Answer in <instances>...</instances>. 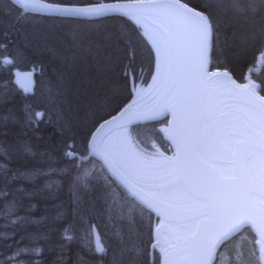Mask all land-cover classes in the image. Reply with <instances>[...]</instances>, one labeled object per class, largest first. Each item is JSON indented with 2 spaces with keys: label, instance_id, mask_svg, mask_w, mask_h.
<instances>
[{
  "label": "trees",
  "instance_id": "obj_1",
  "mask_svg": "<svg viewBox=\"0 0 264 264\" xmlns=\"http://www.w3.org/2000/svg\"><path fill=\"white\" fill-rule=\"evenodd\" d=\"M181 1L206 12L211 26L210 68H225L242 81L255 55L264 48V4L258 3L255 12L241 15L228 3L216 0ZM5 56L11 57V64ZM15 64L34 69L33 94H25L14 84L11 69ZM152 66L147 35L125 16L84 20L22 14L10 1L0 0V264H111L104 252H95L93 247L91 251L76 239L80 230L88 231L92 225L99 233L104 229L115 238V252L122 248L129 251L124 264H158L156 249L151 261L148 255L155 218L149 214L145 227L146 222L132 217L121 203L125 193L97 162L92 161L95 165L88 170L84 167L87 161L77 166L74 158L65 154L66 149H72L66 146L70 142L76 151L85 152L96 122L115 113L131 97L130 78L134 89H140ZM79 74H83L80 80ZM254 78L264 95V66ZM85 79L87 84L82 86ZM44 84L50 88L46 95ZM59 86L69 89L66 108L55 88ZM46 111L62 115L64 120L44 121ZM145 126L151 129L155 144L167 152L157 123ZM112 187L117 199L110 195ZM95 209L96 216L90 213ZM239 238L249 241L255 258L254 236L249 228H243L219 246L213 264L228 261L227 255L234 254ZM254 264H258L256 258Z\"/></svg>",
  "mask_w": 264,
  "mask_h": 264
},
{
  "label": "water",
  "instance_id": "obj_2",
  "mask_svg": "<svg viewBox=\"0 0 264 264\" xmlns=\"http://www.w3.org/2000/svg\"><path fill=\"white\" fill-rule=\"evenodd\" d=\"M175 3L186 4L122 0L65 7L118 5L99 15H69L125 16L148 35L153 53L146 85L95 126L87 152L77 158L99 162L110 179L157 219L149 255L157 247L159 264H212L220 244L244 227L254 234L258 260L264 264V97L251 78L264 64V51L247 70L245 83H237L225 69L211 71V31L202 51L196 21L182 17L178 9L156 6ZM161 120L157 130L170 153L156 147L158 158L141 160L116 138L120 130ZM93 237L98 249L102 245L96 231ZM208 241L215 246L210 258L202 259L201 245Z\"/></svg>",
  "mask_w": 264,
  "mask_h": 264
},
{
  "label": "rangeland",
  "instance_id": "obj_3",
  "mask_svg": "<svg viewBox=\"0 0 264 264\" xmlns=\"http://www.w3.org/2000/svg\"><path fill=\"white\" fill-rule=\"evenodd\" d=\"M262 35H264V34L262 33ZM262 52H263V49L261 51H259L258 54H261ZM258 54H256V55H258ZM32 70L34 71V69H32ZM80 75L82 76L83 74H79V76ZM81 76L79 77V80H80ZM85 81H86V79L81 83L82 86H84V84H87V83H85ZM72 85L74 86V89L77 87L75 82H73ZM55 88L57 89V93L59 94L58 96L63 98L62 103H63V105L66 108V106H68V100L66 101L65 98L68 99V94H69L68 87L59 86V88L58 87H55ZM138 88H142V87L139 86ZM43 89L44 90H42V91L45 92V95H46V91H48L50 88L48 86H46V84H44L43 85ZM43 99L46 100L47 102L50 101L46 96H43ZM46 112L47 113L45 115H47L48 117L44 116L45 117L44 121L50 120V118H55L56 120H58V119L64 120V117L62 115L57 116V114H55L54 112L53 113H50L48 111H46ZM61 116H62V118H61ZM134 128H135L134 130L132 128L131 130L130 129H124V130H122L120 132H117V134H116L117 140L119 138L123 139L125 141V143L128 145V148L130 149V151L135 156H137L139 158H142V159H145V160H150V159L157 158L158 155H156L154 153V151L153 152L150 151V149L153 148L154 145H156L155 144V142H156L155 137L150 135V132H149L151 129L148 126H145V125H139V126H136ZM92 129H91V131H92ZM134 137L136 139H139L140 143L137 142L134 139ZM66 150H65V154L68 155ZM71 151L79 153L78 151H75L74 147L71 149ZM75 161H76V159H75ZM76 163H77V161L75 162V164ZM82 163H84V162H82ZM82 163H80V164L77 163V165L80 166ZM86 166H87V168H85V169H89L90 170L91 168H93L94 165H93L92 160L90 162H88V164L84 165V167H86ZM112 188L113 189L109 190L110 191V195H112L113 198L117 199L118 198L117 196H119V195L116 193V188H114V187H112ZM120 201H121V203L125 204V206L128 209V211L132 214V217H134V218H136L138 220L146 222L143 225L145 227L147 226L148 220L150 218V215L145 209H143L134 200L127 198V196H123V197L121 196ZM90 213H95V216H96V213H97L96 209L94 211L90 210ZM152 219H153V217H152ZM92 227L94 228V225H92ZM92 230H93L92 228H89L88 231L83 229V231L81 230V231H79V234H77L78 237L76 236V239L78 241H81V244L85 243L84 245H86L89 249H92V247H94V243H93V239H92ZM104 232H105L104 229H102L99 234L101 236V242H102L103 247H104V251L103 252L106 254L107 259L109 258V260H111V264H124V262H125L124 260L126 259V254L127 253L129 254V251L126 248H124V249L122 248L123 250L121 249V250L115 252L114 251V244L116 242L115 238L112 237V235L109 232H106V233H104ZM145 233H148L147 228L145 229ZM91 244H93L92 247H90ZM250 248L251 247H250L249 241H246V240H244L242 238L237 239L236 240V245L234 247V250H235L234 254L227 255L228 261H226L223 264H254V259L255 258L253 256L252 250ZM131 253H132V250H131ZM13 264H15V263H13Z\"/></svg>",
  "mask_w": 264,
  "mask_h": 264
},
{
  "label": "snow or ice",
  "instance_id": "obj_4",
  "mask_svg": "<svg viewBox=\"0 0 264 264\" xmlns=\"http://www.w3.org/2000/svg\"><path fill=\"white\" fill-rule=\"evenodd\" d=\"M217 3H228L231 6V9L238 13L244 14L247 11L255 12L256 8L254 5L256 4H264V0H216ZM13 3L17 5L23 12H26L29 9L42 8L50 12H58V13H67V14H77V15H99L106 10H110L113 8L119 7L118 5H110V6H101L99 8H61V7H53L48 4H37L34 0H13ZM157 7H165V8H174L178 9L181 16L189 21H196L198 23V35H199V43L201 50H205L207 48L209 33H210V25L208 23V17L204 11H196L189 8L186 4L182 5L180 3L175 4H166V5H156ZM68 155H72V153H67ZM251 172V169H249ZM262 183H264V179H262ZM214 244L211 241H208L201 245V257H209L212 254V249L214 248ZM98 251L103 252L104 249L102 246L98 245ZM18 254V253H17Z\"/></svg>",
  "mask_w": 264,
  "mask_h": 264
},
{
  "label": "bare ground",
  "instance_id": "obj_5",
  "mask_svg": "<svg viewBox=\"0 0 264 264\" xmlns=\"http://www.w3.org/2000/svg\"><path fill=\"white\" fill-rule=\"evenodd\" d=\"M8 1H10L13 5H15L14 3H13V1L12 0H8ZM39 1H41V2H43V3H46V4H49V5H53V6H55V7H61V8H65V7H68L69 6V4L70 5H75V6H81V5H91V4H99V3H111V2H118V1H122V0H108V1H105V0H99V1H95V2H92V3H57V2H52V1H48V0H39ZM54 1V0H53ZM210 2V1H209ZM220 4V3H219ZM16 7H18L17 5H15ZM19 8V7H18ZM20 9V8H19ZM258 9V8H257ZM20 11H21V13H22V11L23 10H21L20 9ZM25 13H31V14H41V15H50V16H61V17H69V18H78V19H84V20H96V19H99V18H103V17H106V16H100V17H95V18H88V17H85V16H75V15H69V14H64V13H57V14H52V13H44V12H41V11H36V10H27L26 12H23V14H25ZM206 13V12H205ZM18 16V15H17ZM115 16V15H114ZM71 20V19H70ZM263 47V46H262ZM262 47H260V48H262ZM147 48V47H146ZM259 48V49H260ZM41 51V50H40ZM263 51H264V48H263ZM4 56V55H3ZM10 56V55H9ZM9 56H5V57H3L4 58V60L7 62V63H9V64H11L12 63V59H11V57H9ZM256 56V55H255ZM15 63V62H14ZM4 64V63H3ZM6 66V65H5ZM18 66V65H17ZM21 67V66H20ZM4 70H5V68H4ZM9 70H10V68H9ZM1 71V70H0ZM3 71V70H2ZM1 71V72H2ZM10 73V72H9ZM11 73H12V77H13V80H14V84H16V86L18 87V88H20L25 94H29V95H31V94H33L34 93V89H35V84H36V78H35V71H33L32 69H26V66H25V69H23V68H19V67H16V64L15 65H13L12 66V69H11ZM37 73V72H36ZM3 74V73H2ZM20 74H23V77H20ZM4 75V74H3ZM11 76V75H10ZM5 79H6V77H5ZM10 79V78H9ZM15 86V87H16ZM41 91V90H40ZM39 91V92H40ZM38 92V93H39ZM36 94V93H35ZM43 95V94H42ZM36 96V95H35ZM33 98V97H32ZM34 99V98H33ZM32 102V101H31ZM30 102V103H31ZM32 110V109H31ZM40 110V109H39ZM42 110V109H41ZM41 110L40 111H38L39 113L37 114V116L38 117H40L42 114H41ZM50 111V110H49ZM61 111V110H60ZM44 114V113H43ZM33 116V115H32ZM44 116H47V115H44ZM48 117V116H47ZM57 117V116H56ZM34 118V117H33ZM45 118V117H44ZM61 118H62V116H61ZM104 118H102V120H103ZM35 120V119H34ZM37 120V119H36ZM50 121V120H49ZM48 121V122H49ZM101 121V120H100ZM99 121V122H100ZM37 122V121H36ZM99 122H96V125L99 123ZM44 123V122H43ZM50 123V122H49ZM48 124V123H47ZM50 125V124H49ZM95 125V126H96ZM95 126L93 127V129L95 128ZM93 129H92V131H93ZM92 131L90 132V134L92 133ZM89 134V135H90ZM88 135V136H89ZM68 144V145H67ZM66 144V146H67V148H68V146L69 147H71V148H73V143L72 142H70V143H67ZM81 146V145H80ZM84 148V147H83ZM65 150V149H64ZM64 150H63V152H64ZM76 151V150H75ZM66 152L67 153H72V155H67L68 156V158H74V160L76 159V161H77V163H79L78 162V158H77V154H80V152L79 153H77V152H74V151H71V149H67L66 150ZM65 157H66V155H65ZM76 161H74V162H76ZM82 162H85V161H82ZM75 164V163H74ZM85 164V163H84ZM93 165H95V164H93ZM78 166V165H77ZM90 166V165H89ZM82 167H83V165H82ZM85 168H87V166L85 167ZM89 170V169H88ZM97 171V170H96ZM92 173V172H91ZM93 175V174H92ZM111 180V179H110ZM107 181V180H106ZM101 184V183H100ZM111 186H113V185H111ZM110 186V187H111ZM88 188V187H87ZM118 197V196H117ZM78 207V206H77ZM75 209V208H74ZM136 209V208H135ZM127 211V210H126ZM135 211V210H134ZM12 212H14V211H12ZM11 212V213H12ZM9 213V212H8ZM14 214H16V213H14ZM12 215V214H11ZM139 215V214H138ZM8 216V215H7ZM9 217V216H8ZM17 217V216H16ZM15 217V218H16ZM73 217H74V215H73ZM82 217V216H81ZM11 218V217H10ZM14 218V217H13ZM26 218V217H25ZM23 220H24V218H22ZM83 219V218H82ZM16 220H19V219H16ZM74 220V219H73ZM72 221V220H71ZM5 222V221H4ZM7 222H8V220H7ZM19 222V221H18ZM73 222H76V221H73ZM150 222V221H149ZM9 223V222H8ZM80 223V222H79ZM5 224L6 223H3V225H4V227H6L5 226ZM78 224V223H77ZM83 224V223H82ZM88 224V223H87ZM7 226H8V224H6ZM74 225H76V224H74ZM73 226V225H72ZM79 225H77L76 227H78ZM85 226V225H84ZM75 227V226H74ZM89 227V226H88ZM87 227V228H88ZM10 228V227H9ZM86 228V227H85ZM7 229H8V227H7ZM11 229V228H10ZM13 229V228H12ZM72 229V228H71ZM79 229V228H78ZM3 230V229H2ZM4 230H5V228H4ZM75 230V229H74ZM80 230V229H79ZM85 230V229H84ZM6 231V230H5ZM69 231V230H68ZM81 231V230H80ZM82 231H83V229H82ZM9 232V231H8ZM69 233V232H68ZM77 234V233H76ZM71 236V235H70ZM84 236V235H83ZM104 236V235H103ZM78 237V236H77ZM81 237V236H80ZM85 237V236H84ZM98 237H99V240H101V236H100V234H99V232H98ZM92 239H93V243H94V250H95V252H101V251H98V249L95 247V242H94V237L92 236ZM10 240V239H9ZM81 240V239H80ZM103 241V240H102ZM81 242V241H80ZM90 242V241H89ZM85 244V243H84ZM100 244H102V242L100 241ZM90 245V244H89ZM103 245V244H102ZM107 245V244H106ZM90 247H92V245L90 246ZM93 248L91 249V251L93 250ZM89 250V249H88ZM19 257V256H18ZM96 260V259H95ZM98 260V259H97ZM99 261V260H98ZM97 261V262H98ZM9 264H11V263H9ZM13 264V263H12ZM99 264V263H98Z\"/></svg>",
  "mask_w": 264,
  "mask_h": 264
}]
</instances>
